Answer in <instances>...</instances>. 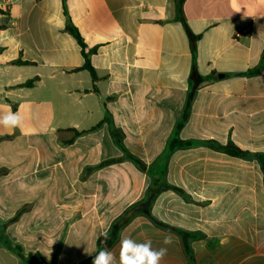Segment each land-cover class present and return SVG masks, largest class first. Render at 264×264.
Here are the masks:
<instances>
[{"label": "crops", "instance_id": "obj_1", "mask_svg": "<svg viewBox=\"0 0 264 264\" xmlns=\"http://www.w3.org/2000/svg\"><path fill=\"white\" fill-rule=\"evenodd\" d=\"M0 9V115L24 122L0 127V264H91L124 237L167 247L161 264H264V168L209 145L264 154V0Z\"/></svg>", "mask_w": 264, "mask_h": 264}, {"label": "clouds", "instance_id": "obj_2", "mask_svg": "<svg viewBox=\"0 0 264 264\" xmlns=\"http://www.w3.org/2000/svg\"><path fill=\"white\" fill-rule=\"evenodd\" d=\"M237 8L235 11L239 12ZM0 127L8 130L20 129L23 131V117L19 112L7 111L0 115ZM103 243L106 245L110 239L107 232L102 233ZM172 243L171 235L164 237L165 246ZM167 247L153 248L152 241L137 242L136 240L124 237L119 242L118 255L107 247L98 250L92 258L91 264H161L167 255ZM91 255V254H89Z\"/></svg>", "mask_w": 264, "mask_h": 264}, {"label": "trees", "instance_id": "obj_3", "mask_svg": "<svg viewBox=\"0 0 264 264\" xmlns=\"http://www.w3.org/2000/svg\"><path fill=\"white\" fill-rule=\"evenodd\" d=\"M63 2L65 3V0H63ZM3 10L0 9V14H3ZM65 13H66V16H67V25H66V31L72 35L76 41L78 42L79 46L81 47V50H82V55L84 57V60H85V63H84V66L82 69L84 70H87L90 72V74L92 75V78L93 80L96 79V73H95V70L94 68L92 67V64H91V55H92V52H87L86 51V44H85V41L82 37V35L80 34L78 28L73 24L70 16L68 15L67 11L65 10ZM13 65H32V63L30 62H24V61H21V60H17V61H14L12 62ZM264 71V54L262 56V59H261V62L260 64L250 70L248 72V75H259L261 74L262 72ZM192 78H195V75H192ZM38 78H34L32 80H29L27 81L26 83L20 85L19 87L23 88V87H27V88H30V87H33L37 82H38ZM112 135L116 141L117 144L121 145L123 143V136L120 135L118 132L116 131H113L112 132ZM7 136H2L0 137V140H3V139H6ZM209 145L213 148H216V149H219V150H222L224 151L225 153H227L228 155L232 156V157H236V158H256L263 166L264 168V154H260V153H256V154H253V153H250V152H247V151H244L240 148H238L237 146L233 145V144H229L227 146H220V145H217L215 143H209ZM123 158H120V159H116V160H108V161H105L103 162L100 166H107V165H110L114 162H119V161H122ZM140 161V160H139ZM141 163V162H139ZM156 185H154L155 187ZM168 189H171L170 186H167ZM147 209H144V212L147 213ZM19 215H17L12 221H15L17 219ZM159 225H162L160 223H158ZM99 245H100V249L102 248V241L100 240L99 241ZM8 247L12 250H14L19 256H22V252H21V249L19 247H12L11 245L8 244ZM31 262L33 264H45L43 261L42 262H37L36 260L32 259Z\"/></svg>", "mask_w": 264, "mask_h": 264}, {"label": "built area", "instance_id": "obj_4", "mask_svg": "<svg viewBox=\"0 0 264 264\" xmlns=\"http://www.w3.org/2000/svg\"><path fill=\"white\" fill-rule=\"evenodd\" d=\"M248 33V29H241V30H238V32L236 33V38L238 37H241L243 34H246Z\"/></svg>", "mask_w": 264, "mask_h": 264}, {"label": "water", "instance_id": "obj_5", "mask_svg": "<svg viewBox=\"0 0 264 264\" xmlns=\"http://www.w3.org/2000/svg\"><path fill=\"white\" fill-rule=\"evenodd\" d=\"M150 203V199L146 202V204H144V206L143 207H146V206H148V204ZM137 209H140V206L139 207H137Z\"/></svg>", "mask_w": 264, "mask_h": 264}]
</instances>
